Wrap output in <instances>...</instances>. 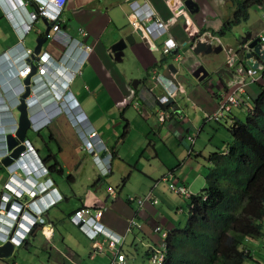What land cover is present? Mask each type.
Masks as SVG:
<instances>
[{"label": "crops", "instance_id": "0c3cea01", "mask_svg": "<svg viewBox=\"0 0 264 264\" xmlns=\"http://www.w3.org/2000/svg\"><path fill=\"white\" fill-rule=\"evenodd\" d=\"M172 1L169 4V0H68L63 8L62 29L81 41L82 45L89 44L92 50L82 64H79L80 67L78 65L79 72L72 77L69 70L64 71L58 67L53 73L54 82L70 83L73 97L86 115L89 124L98 132L114 155L110 173L101 175L96 160L90 155L86 156L82 149L79 131L72 126L67 114L59 113L48 124L39 127L41 129L37 135L44 147H48L49 150L52 147H49L41 133L44 128L48 129L49 140L55 142L57 151H48L44 155L50 157L51 154H56L61 166L57 165L56 171H51L50 179L53 186H58L65 194L63 202L55 205L46 215V219L54 228L53 235L59 244L64 241V237L58 225L64 220L80 235V240L75 241L78 244H70L67 251L55 249L57 259L49 258L46 254L48 263L54 261L55 264H108L109 262L106 254L89 257L90 243L77 226L68 218H64L66 211L62 212L60 209L64 204L66 208L68 206L78 208L89 205L99 206L106 202L110 207L104 213V224L120 234L126 232L133 217L139 224L125 236L124 251L132 257L130 259L132 262L129 264H142L145 251L153 245L156 238V234L151 230L153 225L160 224L162 230L167 232L185 224L186 217L173 215V211L183 210L184 204L180 201L182 196L170 192L166 184L159 180L165 175H172L170 179L185 185L189 192L194 191L197 186H202L208 162L203 165L196 160V164L189 166L187 161L193 153L204 159L207 156L201 149L204 140L199 138L202 122L199 123L198 120L200 121L205 112L216 108L217 95L224 92L225 84L222 79L218 80L215 72L221 66H225L230 54L233 53L232 59L235 58L238 38L249 32L253 36L264 34V21L258 19L259 21L254 22L246 31L238 30L242 21L225 30L223 29L225 23L233 20L235 0H191L198 8L194 13L181 8L185 0ZM39 4L36 0H28L27 9L36 12ZM253 5L260 12L264 11L263 6L253 3L247 7V19L250 17L249 7ZM143 7L151 10L150 17H147L146 12L141 11ZM138 12L143 18H138ZM14 15L18 20L17 14ZM131 16L134 18L137 16V23ZM37 23L39 26H36ZM51 23L49 19L37 18L31 23L29 31L20 34L13 28L0 5V55L3 52H18L22 47L30 52L32 60L44 51H48L52 58L58 59L59 49L47 46L45 43H49L46 36L51 34ZM158 23L161 25L156 28ZM137 24L151 30V33L147 32L151 43L147 44L142 39L140 42L128 45L117 56L110 50L111 45L126 33H136L139 27ZM221 29L223 32L219 34ZM33 30L35 36L32 37L30 33ZM80 30L84 34H81ZM205 36H211V40H215V46H221L220 52L197 54L193 51V44L195 45L197 40L200 41ZM168 39L173 42L171 46L173 53L168 52L163 56L164 48H169L165 44ZM152 44L157 47L156 50L151 48ZM221 52L224 53L225 60L221 58L222 62H219L215 55ZM81 55L82 53H79L75 61L78 62ZM161 60H164L162 65ZM171 61H175L179 73L188 74L189 70L201 63L212 71L210 76L214 80L209 79L203 85L211 91L213 98L202 90L196 91L193 95L195 87L200 84H193L194 81L185 87L187 97L174 98L178 108L191 118L193 125L176 123L174 117L159 123L155 116L158 104L153 96L154 93L147 91V87L152 84L151 73L153 69L157 71L158 68L165 69L166 64ZM3 70L0 63V77ZM134 80L138 82H135L137 87L133 85ZM252 87L253 84L244 95L247 101L256 94L251 91ZM154 90H157V87ZM12 96L8 106L14 113L13 107L17 101ZM4 98L7 99V95ZM132 102L133 104L137 102V108L144 109L143 112H139ZM44 117L45 114L42 118ZM194 119L197 121L195 122ZM188 132L194 135L199 133L193 145L183 138ZM31 140L39 147V143L32 138ZM39 150L41 151L40 148ZM53 162L56 163L55 160L51 163ZM1 170L3 171V168ZM17 179H22L21 175H18ZM155 181H158V184L153 186ZM5 182L6 179L0 175V193ZM109 187L116 190L117 197L113 200L108 198ZM148 191H152L159 199L158 205L147 203L139 208L137 202H128L130 196H143ZM53 235L50 243L54 246ZM37 237L39 241L34 247L41 255L30 250ZM28 241L20 252L21 264H41L42 255L43 257L45 255L44 250L49 249L51 244L40 235L33 236ZM260 246L261 243H255L251 248ZM263 257L264 250L256 256L259 260H263ZM84 260L87 262L85 263ZM11 264L20 263L13 260Z\"/></svg>", "mask_w": 264, "mask_h": 264}, {"label": "clouds", "instance_id": "9594fccd", "mask_svg": "<svg viewBox=\"0 0 264 264\" xmlns=\"http://www.w3.org/2000/svg\"><path fill=\"white\" fill-rule=\"evenodd\" d=\"M36 1H38L40 4L47 2V0H36ZM27 4H28V0H0V5L2 9L6 12L13 28H15V30H17V32H19L20 34L22 32L29 31L31 25V22H29V14H28L31 12L27 9ZM132 4L134 5L135 2ZM261 6H263L264 8V1L263 3H261ZM141 11L146 12L147 17L151 16V10L149 8L143 7L141 8ZM14 13L17 14L18 20H16ZM131 18L133 19L134 16H131ZM157 27L158 24L156 25V28ZM138 29L142 32V36H141L142 39L145 40L147 44L149 42L151 43V38L149 37L147 39L142 29L140 27H138ZM50 31H51V27H50ZM254 36L260 38V46H261V37H264V34H258ZM208 37L210 38L208 41L209 44L215 46V40L214 39L211 40V36ZM47 40H49L50 42V36H48V34H47ZM203 40L204 39L200 41ZM151 46L153 50L157 49L155 45L152 44ZM194 46L195 45L193 44V47ZM56 48H58L60 52V54L58 55V59L52 58L48 51L43 52L46 53L45 55L47 56V61H48L47 74L42 76L43 81L39 83H35L33 81V77L36 71V61L38 57H40L43 53L34 57L32 60L30 57V52H28L26 49L21 47V50L18 52H10V53L3 52L0 55V63L4 68L3 74L0 77V165L5 167V171L8 168V181L7 178H5L6 182L4 183L3 189L0 193V204L2 206V208H0V245L9 241L15 247L12 258L0 259V262L1 263L3 262V264H11L13 260L16 261L15 259H13L15 257L16 249L19 250V248L25 247V243L29 242L28 240L31 239L33 236L40 235L50 243L54 228L52 227L51 224H48L46 215L55 205L59 204L63 200V197L65 195L58 186L55 185L53 186V182L50 179L51 171H49V164L48 161H45V159L48 156L42 155L41 151L39 150V147H37L35 143L31 140V138L27 136V131L29 129H33L35 132H37V134H39V130L41 129L39 127L48 124L55 115H58L59 113L67 114L72 126L77 128L79 131V137L82 142V149L85 151V153H88L96 160V162L99 165L100 174L106 175L111 171L112 159L114 154L104 144L99 134L98 136L101 139L100 140V143L102 145L101 147L96 146L93 149V152H89L83 148L84 135L89 129L88 127H86V123H88L89 126V122L86 118V115L83 113L80 105L73 97L72 91L70 89V83H67L69 90L66 88L64 91V96H61V92L64 89L65 83L56 84L54 82L53 73L57 71L58 67H60L57 66V64H59V57L61 56V49L58 44ZM237 49H238V44H237ZM237 49L234 52V55H236L235 58L232 59L233 53L232 55L230 54V56L227 58L226 69L229 74L228 78H230L231 74L233 73L232 70L235 66L243 65L247 67L249 65L246 64L244 61H240L238 59ZM262 49L264 50V48ZM164 50L165 53L163 54V56L168 52L173 53L172 51L173 49L169 50V48H164ZM173 57H169V58H173ZM68 58H69V63L71 65L73 64V67L75 68L76 65L78 64V62L75 61L76 58L75 55L71 54L69 55ZM26 61L32 64L31 71L27 75H21L19 71L21 69L22 64ZM54 61L57 64H55ZM257 61H258V65H260L261 68H258V73H257L258 79L252 83L253 85L254 84L258 85V83H260L261 73L264 67V60L257 59ZM171 62L175 64V61H171ZM197 66H195L192 70H189L188 74L181 73L184 76L188 77L187 82H182L176 79V73L171 74L173 79L167 77L166 76L167 64L165 66L163 73H160L159 71H157V69L152 70L151 73L152 84L147 87V91L148 92L152 91V93H154L153 96L158 104L157 112L155 114L157 120H158L159 109H164L165 111H168L170 117L167 120H170L174 117L173 120L176 123L182 122L183 116H188L185 114V112H183V110H180L178 108L177 101H175L174 98H176L178 94L184 93L185 87L190 85L193 81L194 82L196 81L198 84L204 80H206L207 82L211 78L210 74L212 71L209 68H208L209 70L208 79L198 81L197 79L193 78L191 76V73ZM27 77H29V81L28 83L24 84V79H26ZM157 77H162L163 82L157 81L156 80ZM221 79L224 82L226 88L227 80H224L223 77L218 78V80ZM168 83H169V89L171 90V95L168 94L167 88H165L164 86L167 85ZM249 86H251V84ZM155 87H157L158 90L157 92L155 91L153 92ZM26 88L28 89V94L24 98V101L26 105L27 115L30 120V126L27 129L23 140H20L16 136V132L19 127L18 124L19 111L17 110V106L20 104L19 98L21 97L22 94L26 92ZM68 91H70L69 95H68ZM223 93L217 95L218 98L217 106L219 100L221 99V95ZM6 95H7V99L4 98ZM11 95H13L12 98L16 99L17 101L16 105L13 107L15 110L14 113H12L13 112L12 108L8 106V101H11L10 98ZM164 96L168 97L167 101H162V97ZM243 101L244 104H240L243 107L242 110H244L246 113H250L253 108L251 106L252 98L247 101V99L244 97ZM216 108L214 109V111L216 110ZM138 110L139 112L142 113L144 109L143 110L138 109ZM43 112L45 114L44 118H42L44 116ZM213 112H210L207 115L204 114V116L202 117V124L204 122V119H207V123H208V121L211 119L219 120L224 118V116L220 118L209 117V115ZM75 113H77L78 115H82L84 117V122L78 123L76 121V116H74ZM188 118L190 123L187 124L193 125L191 118L189 116ZM158 122L164 123V122H160L159 120ZM91 128L93 127L91 126ZM192 129L193 127L191 128V130ZM198 134L199 133L197 132L196 135ZM7 135H11L17 140V143L10 149H8L6 146ZM196 135L190 134L188 132L185 134L183 138L186 139L187 142H190V144H192V140L195 141ZM188 137H191L192 140H190ZM18 147H21L22 150L17 155V157L12 158V162H10L8 165L6 166L3 165L1 159L3 157L10 155L11 152ZM0 169L2 168L0 167ZM18 175H21L22 179L18 180L17 179ZM170 176L168 175V180H166L167 189L174 194H178L184 198H187L189 204V197L192 194L189 192V190L185 185L176 183V180L170 179ZM163 177L164 179H166L165 176ZM10 179L13 181H10ZM39 179L40 181H38ZM108 194H109L108 198L112 200L117 197L116 190L114 188L109 187ZM27 195L30 197V199L27 201H22L21 198ZM132 201L137 202L139 208L143 207V205L147 203L152 205H158L160 202L157 197H153L151 195V191H148L143 196H134V195L130 196L128 202H132ZM109 207L110 206H108L106 202H104L102 205L99 206H94V205L81 206L77 208L74 211V213L69 217V221L75 226H77L78 230L91 243V252H89L90 258H94L96 256L99 255L101 256L106 254L107 258L109 259L108 264H129V262L130 263L132 262L130 261L132 257L130 256L128 257L126 251H124L126 244L125 236L127 233L132 232L133 228L137 227L139 223H137L132 217L129 221L128 227L126 228V232L124 234L117 233L116 231L110 229L104 224L105 222L103 216L105 211L108 210ZM80 209H87L89 212L84 214L85 216L79 217L77 216L76 212ZM188 213H189V205H188ZM151 230L154 234L156 233L161 234L163 238H165L168 233V231L165 232L162 230L160 224L153 225ZM46 233L48 234V236L46 235ZM50 244L52 245V243ZM51 245L49 247H51ZM160 246L165 251V244L161 243ZM154 250L155 249L149 251V257H147L148 262L151 264H156V263H152L150 259ZM119 256H122L123 262H121ZM163 261L160 264H162Z\"/></svg>", "mask_w": 264, "mask_h": 264}, {"label": "trees", "instance_id": "16d2710c", "mask_svg": "<svg viewBox=\"0 0 264 264\" xmlns=\"http://www.w3.org/2000/svg\"><path fill=\"white\" fill-rule=\"evenodd\" d=\"M235 1L233 20L225 23V30L247 19L249 5H261L264 0ZM200 83L205 84L206 80ZM257 86L250 113L237 105L224 118L208 121L225 129L231 140L226 142L225 148H217L206 156L205 185L197 194L190 195L185 225L171 229L165 238L156 233L142 264H151L147 258L149 251L161 248V243L165 244L162 264H264V257L263 260L256 258L264 250V67ZM239 114H245V119ZM206 124L207 119H204L201 132ZM194 143L192 140V145ZM50 157L45 159L49 171H56V166L61 165L55 153ZM54 160L56 163H51ZM65 206L60 209L66 211L64 218L69 219L77 208ZM52 240V247L58 251L55 235ZM250 243H261V246L251 248ZM44 253V257L46 254L52 257L49 249ZM127 256L130 255L127 253Z\"/></svg>", "mask_w": 264, "mask_h": 264}, {"label": "built area", "instance_id": "2783aa9c", "mask_svg": "<svg viewBox=\"0 0 264 264\" xmlns=\"http://www.w3.org/2000/svg\"><path fill=\"white\" fill-rule=\"evenodd\" d=\"M68 0H47L46 3L40 4L37 8L36 12H31L29 14V22H33L38 17H46L49 20L52 21L51 25V34H49L50 39L52 42L59 45L61 49V56L59 57V64H57L55 61V64L57 66H60V68L64 71L69 70L70 76L72 77L75 75L78 70V65L82 64L83 60L86 59L88 54L91 52L92 47L89 44H84L77 39L73 38L70 33L67 31H64L62 29V25L64 20L62 19V12L63 8L66 5V2ZM138 18L141 19L138 13ZM137 16H135V23H137ZM143 31L145 37L148 39V33H151V30L148 27L143 28L141 25L137 24ZM161 25V23H158V26ZM81 34H84L82 30H80ZM165 44L171 48L173 45V42L168 39ZM261 46L264 48V37H261ZM152 48V46H151ZM153 49V48H152ZM81 57L78 60V64L74 68L69 63V55L74 54L75 57L81 53ZM71 53V54H70ZM46 53H43L40 57H38L36 61V71L33 77V81L35 83H39L43 81L42 76L47 74V56ZM27 55V54H25ZM41 58V59H40ZM79 65V67H80ZM32 64L29 62H24L21 66V69L19 73L21 75H27L31 71ZM258 68H261L260 65L256 69L252 68L251 66H243L238 65L233 68V73L231 74L230 78L227 80V86L225 88L224 93L221 95V99L219 100L218 106L214 113H211L209 117L214 118H220L225 116L228 112L231 111L232 107H235L240 104H244V95L247 93V89L249 88V85L255 82L258 79ZM38 76V77H36ZM36 77V78H35ZM157 81L163 82L162 77H157ZM165 88H167V92L169 95H171V90L169 89V83L167 85H164ZM68 89V84L65 83L64 89L61 92V96H64L65 89ZM69 90V89H68ZM173 93V92H172ZM70 94V91H68V95ZM168 97L164 96L162 97V101H167ZM134 107L137 108L138 104L135 102ZM138 109V108H137ZM76 121L78 123L84 122V117L82 115H78L75 113ZM170 117V114L168 111H165L164 109H159L158 111V120L160 122H164ZM86 127L89 129L87 130L86 134L84 135L83 140V148L89 152H93V149L97 147H101L100 138L98 136V132L91 128L90 124L88 126V123H86ZM190 140L191 137H188ZM89 211L87 209H80L76 212L77 216H85L84 214L88 213ZM100 213V212H99ZM165 256L164 249L161 248H155L153 254L151 255L150 259L152 263L160 264ZM121 262H123L122 256H119Z\"/></svg>", "mask_w": 264, "mask_h": 264}, {"label": "water", "instance_id": "95a60500", "mask_svg": "<svg viewBox=\"0 0 264 264\" xmlns=\"http://www.w3.org/2000/svg\"><path fill=\"white\" fill-rule=\"evenodd\" d=\"M172 2L173 1L171 0L169 4H171ZM181 8L187 10L190 13H194L198 10L196 4L191 0H185L183 4H181ZM141 36H142V32L139 29L136 31V33L135 32H131L128 34L126 33L119 40H117L111 45L110 50L112 52H115V54L118 56L119 54H121L122 51H124V49L128 45H132L135 42H140L142 40ZM203 39H204L203 41L205 42H201L198 40L196 41L195 46L193 47V51L195 53L209 54L211 52H216V53L220 52L221 50L220 45L214 47L211 44H209L208 41L210 38L208 36H205ZM237 44H238L237 57L240 61H244L246 64H249L251 67L257 68L258 65L257 59L264 60V50L260 46V38L257 36H253L251 32L247 33L245 36H241L240 38H238ZM163 61L164 60H161V65L163 64ZM226 67H227V63L225 64V66L223 67L221 66V68H219L215 72L217 78L223 77L224 80H227L229 74ZM166 68H167L166 69L167 77L173 79L171 74L176 73V79L182 82L188 81L187 80L188 77L179 73L178 68L175 66L173 62H168ZM191 76L197 79L198 81H202L204 79L209 78V70L204 64H199L193 70ZM28 81H29V77L24 79V84L28 83ZM135 82L138 83L137 80H134L133 85L134 87H137V84ZM27 94H28V89L26 88V92L22 94L21 97L19 98L20 104L17 106V110L19 111V116H18L19 127L16 132V136L20 140H23L25 133L30 126V120L27 115L26 105L24 101V98L27 96ZM16 143H17L16 138L12 137L11 135L6 136V146L8 149L12 148ZM21 150H22L21 147L15 148L10 155L3 157L1 159L3 165L6 166L10 162H12V158L17 157V155L21 152ZM14 248H15L14 245L9 241L0 245V259L12 258L14 254ZM17 250L18 249H16V251Z\"/></svg>", "mask_w": 264, "mask_h": 264}, {"label": "rangeland", "instance_id": "374dc122", "mask_svg": "<svg viewBox=\"0 0 264 264\" xmlns=\"http://www.w3.org/2000/svg\"><path fill=\"white\" fill-rule=\"evenodd\" d=\"M228 5H229V1H228ZM229 8H230V6H229ZM227 11L229 12V10H228V8H227ZM257 12V13H256ZM248 13L250 14V17H249V19H247V21H242L241 23H240V25H239V27H238V30H239V32H241V31H246L249 27H251L252 26V24L254 23V22H257V21H259L258 19H260L261 18V20L262 21H264V11H259L258 9H257V7L256 6H250L249 7V10H248ZM264 24V23H263ZM36 26H39L38 25V23L36 24ZM30 36H35V33H34V30L30 33ZM50 41H51V39H50ZM46 43V45L47 46H52V47H57V44L56 43H54V42H45ZM45 45V46H46ZM156 57H157V55H155ZM216 57H217V60L219 61V62H222V60H221V58L223 59V60H225V56H224V53L223 52H221V53H219L218 55H215ZM183 58V56H181V59ZM158 71L159 72H164V68H158ZM135 79V78H134ZM210 80H214V78H210ZM197 82L195 81V82H193V84H196ZM207 83V82H206ZM205 83V84H206ZM213 83V82H212ZM214 84V83H213ZM249 88H250V86H249ZM186 89L187 88H185V92H184V94H178V96L180 97V96H184V97H187V95H186ZM198 90H202V91H204V92H207V94H209L210 95V97L211 98H213L212 97V95H211V91L206 87V85H203V84H199L198 86H196L195 87V90L193 91V95L195 94V92L196 91H198ZM257 90H258V86L256 85V84H254L253 85V87H252V92L253 93H257ZM155 92H157L158 90H154ZM140 109V108H139ZM140 110H142V109H140ZM214 110H212V111H210V112H213ZM210 112H205V115H207V114H209ZM215 112V111H214ZM213 112V113H214ZM240 115V118L241 119H245V117H246V115L245 114H239ZM214 118V117H213ZM194 121L196 122L197 121V119H194ZM198 122L200 123V122H202V118L200 119V121L198 120ZM182 123H184V124H187V123H190V121H189V118H188V116H183V119H182ZM202 124V123H201ZM224 130L225 129H223L222 127H218L217 125H216V123H214V122H209V123H207L206 125H205V127H204V129H203V131L201 132V134H200V136H199V138L200 139H203L204 141H203V146L201 147V149L203 150V154H205V155H208L211 151H214V150H216L217 148H225V144H226V142L228 141V140H231V137L230 136H228L225 132H224ZM41 133L43 134V137L46 139V141H47V143L49 144V147L50 146H52V147H50V150L52 151V152H56L57 151V149H56V146H55V142L54 141H52V140H49V133H48V129L47 128H44V129H42V131H41ZM27 136H29L30 138H32L35 142H37V143H39V148L41 149V154L42 155H44V154H46L47 152H48V150H49V148L48 147H44V145L40 142V138H39V136L37 135V132H35L33 129H29L28 131H27ZM184 140H186V139H184ZM199 140V139H198ZM197 140V141H198ZM43 148V149H42ZM210 149V150H209ZM86 154V156H89V154L88 153H85ZM196 160H198L201 164L203 163V165H205L208 161L206 160V159H204L202 156H200V155H195L194 153L192 154V156H191V158L187 161V163H188V165L190 166V165H193V164H196ZM0 167L1 168H3V171L0 169V175L1 176H3L4 178H8V168H7V170L5 171V167H3V166H1L0 165ZM10 175V174H9ZM165 178L166 179H164V177L163 178H161L159 181H161V182H164L165 184H167V181L166 180H168V176H166L165 175ZM158 184V181H155L154 183H153V186H156ZM189 184H190V182H189ZM205 185V177L203 176V182H202V186H197L196 188H195V190L194 191H191L190 193H192V194H195V193H197V192H199L200 191V189L203 187ZM151 195L153 196V197H156L153 193H152V191H151ZM30 199V197L27 195V196H23L22 198H21V200L22 201H27V200H29ZM180 201H181V203L182 204H184V207H183V210H179V211H173V215H177V216H179V217H186V218H188V199L187 198H184V197H182V198H180ZM0 208H2V206H1V204H0ZM5 209V208H4ZM60 213V212H59ZM58 229H59V231L61 232V234H62V237H64V241L61 243V244H59V248H60V250H63V252L66 250H68V246L71 244V245H77L78 244V242H75V241H78V240H80V235H79V233L72 227V226H70L69 224H67V223H61V224H59L58 225ZM45 231H47V230H45ZM46 235L48 236V234L46 233ZM38 241H39V237H37L36 238V241H35V243L33 244V246L32 247H30V250H32L33 252H35V253H38V254H40L41 255V253H40V251H38V252H36L35 251V245L38 243ZM76 243V244H75ZM21 250H23V248H19V250L18 251H16L15 252V257L13 258V259H15L18 263H20L21 264V262H20V259H22V255H21ZM49 250L50 251H52V259H57V254L55 255V250L53 249V248H49ZM35 253H33V254H35ZM54 255V256H53ZM68 257V256H67ZM42 258H43V260H44V264H47V258L46 257H43V255H42ZM61 258V257H60ZM84 262L86 263L87 262V260H84ZM0 264H1V262H0ZM48 264H55L54 263V261H50Z\"/></svg>", "mask_w": 264, "mask_h": 264}]
</instances>
